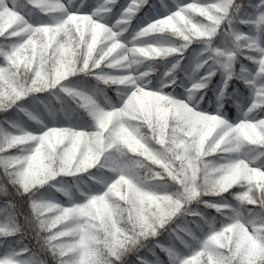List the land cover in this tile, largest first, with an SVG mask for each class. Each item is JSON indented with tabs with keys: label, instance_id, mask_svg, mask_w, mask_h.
I'll return each mask as SVG.
<instances>
[{
	"label": "trees",
	"instance_id": "1",
	"mask_svg": "<svg viewBox=\"0 0 264 264\" xmlns=\"http://www.w3.org/2000/svg\"><path fill=\"white\" fill-rule=\"evenodd\" d=\"M15 1L34 14L25 24L0 0V264H264V177L221 183L231 175L223 158L237 154L203 143L171 102L186 95L187 84L200 97V112L233 121L236 102L254 94L241 67L264 56V0H202L212 15L187 0H104V14L95 16L104 24L116 18L122 38L164 7L185 20L177 28L153 27L145 38L162 45L164 55L139 59L150 83H160L164 108L126 117L136 138L97 124L92 144L75 129L96 122L75 92L119 104L124 87L103 78L115 70L103 34L84 24L87 7L69 22L50 0ZM195 59L200 68L190 72ZM258 80L264 83V68ZM249 111L255 118L264 113V88ZM51 113L66 127L38 143L33 132ZM263 141L260 135L244 149L264 159ZM121 171L144 188L140 207L127 184L123 195L105 192ZM97 197L110 199V210L95 205ZM78 204L94 206L93 213L77 214ZM250 218L262 229L252 254L231 235L236 222ZM213 235L218 255L209 254Z\"/></svg>",
	"mask_w": 264,
	"mask_h": 264
},
{
	"label": "rangeland",
	"instance_id": "2",
	"mask_svg": "<svg viewBox=\"0 0 264 264\" xmlns=\"http://www.w3.org/2000/svg\"><path fill=\"white\" fill-rule=\"evenodd\" d=\"M41 0H33L39 3ZM4 7L12 12L16 18H20L23 22L28 23L30 17L34 14L29 7L16 2L15 0H2ZM50 3L57 8L63 10L65 15L63 21L74 22L80 15V10L87 7L84 14V24L93 31L103 34V42L105 44L104 53L109 57V66L114 71H106L103 78L109 81L123 83L124 87L120 90L122 100L119 104L112 101L103 103L94 92L81 89L75 92L77 98L83 100L84 105L91 111L95 123L90 126L75 128L77 132L84 134L85 138L92 144L97 137L96 125L100 124L104 127H110L114 132L122 134L129 138H136L132 127L126 122V117L134 111L149 113L152 111L159 112L164 108V94L160 90V83L153 86L151 79L146 77L144 71L147 69L139 63V59L146 58L149 55L163 56L165 48L156 44L152 39L145 38L153 27L165 26L166 28H177L185 20V15L181 11H176L164 7L159 13H154L147 17V22H141L128 37L122 38L119 28L115 25V20L104 24L98 21L96 13L104 14L106 3L104 0H50ZM187 4L192 9L204 14L212 15V5H208L202 0H187ZM127 3L122 6L118 16L126 9ZM96 29L94 26H96ZM99 26V27H98ZM99 33H94L98 36ZM198 59H195L189 68L194 71L200 68ZM264 68L263 59L253 65L252 68L241 67V78L243 81L252 84L254 88L253 96L247 102H236V116L233 121H228L222 114L217 112L202 113L198 109L200 97H194L190 86L184 84L187 91L186 95L179 100H172V105L181 112L185 119L192 127L199 131L203 143H208L209 147H221L224 151H233L237 155L225 157L224 163L229 166L231 175H226L220 179V182H231L233 179L250 178L258 181L264 177V159L250 155L244 149L247 141L254 142L264 136V113L255 118L250 115V108L254 103L257 94L264 88V83L258 78ZM223 73L229 74V69L224 68ZM104 92V90H101ZM47 107L49 105L47 104ZM61 127H66V123H60L51 113L50 120L43 127L37 128L33 132L34 140L38 143H44L50 140ZM264 142V141H263ZM264 146V144H263ZM90 155L85 157L89 160ZM170 168L177 169L178 163L175 159L168 161ZM121 175L112 180L105 192L119 193L123 195V184L131 187V191L136 192L139 207L141 206V197L144 188L132 179V176L121 171ZM146 190V193L151 194ZM153 198V196H151ZM98 201L100 209L110 210L111 200L107 197H97L93 199ZM93 202V201H92ZM157 202L154 201V205ZM74 211L83 215L88 213L91 215L94 206L86 204H78ZM262 229L253 219L239 220L231 228V235L239 243L248 245L249 254L259 250L260 236ZM81 256L85 255V245L81 244ZM219 240L217 235L211 238V246L209 248L210 255L219 254Z\"/></svg>",
	"mask_w": 264,
	"mask_h": 264
}]
</instances>
